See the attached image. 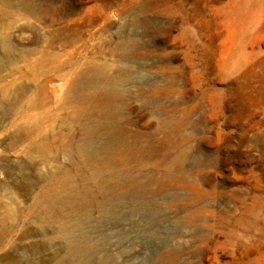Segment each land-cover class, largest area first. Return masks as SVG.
Segmentation results:
<instances>
[{"label":"rangeland","instance_id":"rangeland-1","mask_svg":"<svg viewBox=\"0 0 264 264\" xmlns=\"http://www.w3.org/2000/svg\"><path fill=\"white\" fill-rule=\"evenodd\" d=\"M241 3L0 0V264H264V0L239 32ZM103 63L131 95L93 182L96 98L61 78Z\"/></svg>","mask_w":264,"mask_h":264},{"label":"bare ground","instance_id":"bare-ground-1","mask_svg":"<svg viewBox=\"0 0 264 264\" xmlns=\"http://www.w3.org/2000/svg\"><path fill=\"white\" fill-rule=\"evenodd\" d=\"M256 2V0H254ZM244 3H241L238 7H236L237 17L239 18V25L237 30L240 32L246 22L253 16L254 13V3L255 2H248L247 0H243ZM29 5V4H28ZM3 51L6 54L11 52L10 45L4 40H1ZM240 40L236 38V44H239ZM129 45L128 41L121 40L117 46L116 50L117 53H124L127 51V46ZM54 59L52 57L46 56L40 62L41 65L44 63L53 64ZM53 69L58 70V64H54ZM128 75V71L123 66H119L116 71L110 73L108 71V65L103 63L96 67L95 69H82L79 71L73 78L69 79L68 77H62L61 79L64 80L65 86L67 88L64 98L68 100H81V103L77 106V113H82L83 110H86L85 102L87 99H83L79 89L81 86H89L93 92V95L96 98V104L93 106L94 111H98V117H89L85 120H79V124L81 129L84 131V138L81 143L77 146V153L83 157L84 162L94 166L93 169L90 171L88 175V179L95 182L99 179L100 176V167L97 155L99 152H104L107 149L106 144H97L93 145L92 138L97 134L98 124L101 121L111 115V108L115 102L120 101L124 97H129L131 92L128 90H122L119 88V82L122 78ZM86 100V101H84ZM78 115V114H77ZM97 126V127H96ZM36 127V126H35ZM36 129V128H35ZM33 130V129H32ZM132 181V179H131ZM137 184V182L135 183ZM139 184V183H138ZM140 185V184H139ZM141 186V185H140ZM115 184L111 186L113 189ZM65 197L58 199L57 202H62ZM77 202L83 205H89L91 200L80 196L77 199ZM50 205H46V208H49ZM35 209V208H34ZM48 217V216H47ZM62 226V223H60ZM60 236L65 237V232H62ZM83 246H86V242L81 240L79 241ZM73 247V246H72ZM76 248V247H73ZM76 249H72L71 253H75ZM70 253V254H71Z\"/></svg>","mask_w":264,"mask_h":264}]
</instances>
